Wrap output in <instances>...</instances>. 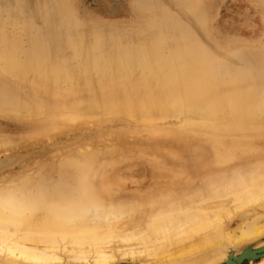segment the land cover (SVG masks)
<instances>
[{"label": "bare ground", "instance_id": "6f19581e", "mask_svg": "<svg viewBox=\"0 0 264 264\" xmlns=\"http://www.w3.org/2000/svg\"><path fill=\"white\" fill-rule=\"evenodd\" d=\"M184 29L60 51L0 30V116L29 122L0 123V264L264 260V55L240 70Z\"/></svg>", "mask_w": 264, "mask_h": 264}, {"label": "rangeland", "instance_id": "374dc122", "mask_svg": "<svg viewBox=\"0 0 264 264\" xmlns=\"http://www.w3.org/2000/svg\"><path fill=\"white\" fill-rule=\"evenodd\" d=\"M183 1L0 0V30L12 35L20 48L35 45L38 50L60 51L66 39L81 34L90 36L92 32L98 37L103 36V41L128 35L140 43L156 34L171 35L174 28L194 27L197 33L184 29V35H178L204 45L223 46L240 70L258 64L255 61L264 55V0ZM19 97L13 95L9 102H15ZM26 122L0 116V123L6 127L3 131L14 135L21 133L17 126ZM38 146L27 144L12 155L19 153L33 157L39 153ZM2 157L4 155H0ZM115 264L142 263L123 258ZM240 264H264V260H245Z\"/></svg>", "mask_w": 264, "mask_h": 264}]
</instances>
